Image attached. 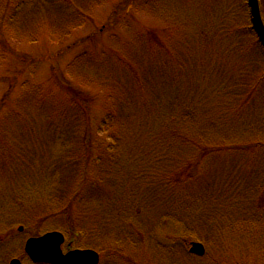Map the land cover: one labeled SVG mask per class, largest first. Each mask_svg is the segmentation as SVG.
<instances>
[{
	"label": "rangeland",
	"instance_id": "obj_1",
	"mask_svg": "<svg viewBox=\"0 0 264 264\" xmlns=\"http://www.w3.org/2000/svg\"><path fill=\"white\" fill-rule=\"evenodd\" d=\"M200 1L205 3V0H136L137 7L135 6L134 10L130 12L131 14L129 13V8L125 10L126 0L125 2L124 0H70V2H66V16H63L65 27L63 28L67 29L75 24L77 25L72 30H61L59 42L54 41L50 37L44 41V46L47 51L55 49L51 52L61 50L63 47L69 50H66L61 56L58 55L42 62L36 61L32 68L29 67L26 73L24 72L25 78L20 79V81H23L22 84L27 80L32 90L37 91L38 89L39 92L29 93V96L26 98L27 102L23 107H19L21 113L24 110L27 111V114L22 116L23 118L11 113V108H15L14 99L20 97L23 94L22 92H24V88L20 86L19 82L13 88L9 100H7L3 111L0 113V264H9L14 257L19 258L24 264H31L24 250L26 240L29 237L41 236L51 231L63 232L67 238L66 245L69 240H73L74 248L96 250L101 255L100 264H246L240 263V259L238 258L247 254L246 246L243 247L244 252H239L241 249L238 250L235 247L231 238H228L229 244L225 249L221 250L217 247H210L206 239L197 240V242L204 244L206 248V255L198 257L191 255L189 247L185 246L184 243L182 244L180 243L181 241L178 242L168 236L172 231L167 232V236L165 235L164 237H160V239L154 240V233L155 235L159 234V229L157 228V225L159 226L160 223L159 221L154 222L153 219H149L148 229L151 236L149 234H146L144 238L140 236V233L145 234V232L141 230L143 228L139 222L135 221V218L137 214L140 215L142 212L126 211L124 215L123 206L126 205L113 207L108 204L110 195H107V192L101 194L95 190L96 183L94 182L96 179L107 178L106 182L109 181L111 187L113 180L117 179L119 170L112 164L110 165L109 160H106V158L94 168V176L96 178L94 182L91 185L88 184L82 194L80 193L76 198L78 209L74 213L72 226L66 222L65 215L56 214L53 217L48 216L44 220L41 219V217H44L48 213L57 212L54 209L55 207L58 208L59 205L64 207L70 201L72 195L68 180L72 176L69 175L76 173L75 170H79L81 174L82 170L81 164L74 159H70L72 156L73 138L75 137L73 133L76 128L72 125L61 131L62 128L59 127L70 124L72 121L77 122L76 116L71 117L72 121L65 117L56 118L57 106L54 105L53 107L45 102L49 100L56 101L54 96L57 97L58 101L64 100V98H60V96H63V93L59 90L58 86L52 85L54 83V79L50 78L52 68L57 73L62 69L64 77H67L73 85L96 94L98 98L94 100L92 111L104 117L101 107L103 109L106 106V101L104 100L105 94L102 97L101 83H103L104 78L109 79V84L113 77L118 78L125 65L119 63V60L114 58L116 53L123 52L130 54L134 58L129 59L133 65H140L149 69L155 76L154 79L151 74L148 75L147 81L149 87L153 86L154 83L156 85L157 83L159 84L162 79L161 75L164 72V74L178 75L180 68L173 63L168 64V62L166 65L169 67L166 68L165 63H162L164 62V58L161 51L155 47L154 42L149 44L147 38L144 37L149 29L161 31L167 28L168 25L172 30V34L184 40L188 45L187 48L185 46L181 48L185 51L181 52L185 57V63L181 71L189 69L193 75L191 77L183 75L181 78L179 77L178 81L172 83V85L177 84V87L181 86L182 102H186L187 97L191 94L188 91H191L194 93V100L198 102L197 107H201L200 110L203 108L208 110V112L218 111L212 114L217 119L228 116L222 114V110L233 105H230V103L226 104V99L220 103H213V98L209 96L214 93L213 87L216 88L219 85L218 88L222 90V83H218L219 76L213 72H221L225 68V56L218 54L216 58H213V52L207 51L206 53L204 51L205 54L201 55L203 63L197 65V72L195 65H192L198 58L195 53H200L204 50V35L199 33V36L196 31V26L199 28L203 24L200 19L202 15L200 17L197 9ZM42 4L43 7L45 4L49 8L46 9L44 7L46 10H49L48 16L51 21H45L44 28H48L50 26L49 23L56 25L64 24V20H61L62 15L58 14V9L64 5V0H43ZM226 6L231 7L229 8V12H232L242 25L248 27L251 24L246 0H210L209 4L202 6L204 8V19L206 21L211 20L210 16H213L215 13V26L217 28L218 21L220 23V20L228 13ZM223 10L225 11L223 12ZM261 10L264 15V0H261ZM80 11L85 13V18L81 15ZM37 12L39 15V10L35 11L33 9V16ZM72 12V16H67L71 15ZM206 15L208 18H206ZM195 17L196 19H194ZM117 19L119 21L111 29L105 26L108 22H116ZM16 21L27 22L29 29H33L37 25L36 20L30 21L27 19L26 9L19 15ZM226 23L227 19L224 24ZM15 26L16 24L11 29L15 30ZM225 26L220 25L219 31ZM103 27L105 32L102 31L97 36L100 39L95 40L89 37L96 30L100 32V28ZM176 28L179 29L177 32L175 31ZM212 30L213 32L207 30L210 31L209 42H213V39L215 41L218 38H228L229 36V33H226L225 29L223 31L224 36L219 31L218 33L215 32L219 34L216 36L214 33L216 29ZM247 31L250 40L254 42L253 34L248 28ZM8 33L10 43H14L19 49L27 53L30 58L36 57L34 55L38 56L37 52L42 47V44L36 46L27 45V36L21 34L11 37V31ZM224 42L226 43L227 41ZM194 43L197 48L192 46ZM96 45L97 47L95 48ZM190 49L193 55L190 53ZM211 49L215 51L216 47H211ZM246 49L250 51V54L244 55L246 57V61L243 62L244 64L239 62L242 64L240 66L235 61H228L227 69L229 75L227 76V84L224 86V90L229 88L227 91L232 93L236 91V82L234 81L238 79L237 74L242 76V73H244L246 80H253V83H256L259 77L262 76L264 72L263 50L257 45H253L251 41L248 42ZM91 53H93V57L96 54H105L102 59L93 58L90 59L89 63H86L85 58L87 55L90 56ZM10 57L8 58L3 53L0 55V100L4 98L5 93L10 88L9 82L4 81L2 78L15 76L22 65V61L19 58ZM77 57H83V59L72 69L78 72L77 75L80 72L91 74L92 78H88L91 81H96L95 84L87 83L85 77H78L76 73L73 76L68 75V66ZM126 57L128 58V56ZM92 62L94 66L89 68L88 64ZM211 63L212 66L210 65ZM203 72L209 73L207 81L201 80ZM32 73L36 74L35 77H32ZM221 78L223 79V77ZM228 78H232L231 82ZM57 79H59V74L57 75ZM260 84L264 87V79ZM55 86L56 88H54ZM199 86H204V89H199ZM159 89L157 92L161 94L164 88ZM200 91H203V94ZM152 92L154 94V88H152ZM242 93L241 90L234 93L236 94V102L240 100ZM153 94H151V97ZM118 95L121 97L120 94ZM257 95L264 100L263 91H258ZM205 99H208V101L203 103ZM259 119L264 120V112H262ZM259 119L256 115H252L247 122L250 124L252 121L261 122ZM57 121L59 125H55ZM221 121L224 123L228 122V120ZM31 129L34 131L29 133ZM151 129H153V125H151ZM252 129L256 130L258 134H264V130L259 125H257L256 129V124H254ZM102 136L103 133L101 132H97L94 135L98 139ZM107 137L103 139L106 143ZM65 138H68L69 141L65 145V148H63L62 145ZM59 139L61 142H59ZM67 155H70V157L65 158ZM228 162L222 163L221 158L207 160L206 179L202 176L200 180L203 181L205 190L209 186L212 187L213 192L210 194V197L208 196L210 198L208 200L209 206H212L214 211L219 213L221 217L227 219V222L225 221L226 223L222 226L223 229H227L231 225L230 223L234 222V220L229 221V219H246L252 211H255L256 205L254 194L249 196L245 194L239 197L241 196L240 186L243 185V181L239 182L236 185L237 187L233 184L230 185L232 188L225 186V180L222 178L220 172H224V174L228 172L231 173L230 175L237 173L236 178L240 176V171L242 174L241 164L237 159H232ZM228 168L229 171H227ZM222 169L226 170L222 171ZM114 187H117L115 182ZM235 191L237 195L233 194ZM150 202L155 205L158 201L152 200ZM239 205L240 209H237ZM148 208L147 205L144 215L147 214ZM225 210H230L229 214H226ZM94 221L96 222L93 223ZM20 226L24 227L23 232H19L18 228ZM169 229H173V227ZM80 230H83V234H80L76 238L75 233H79ZM124 234H128L130 239L123 240L121 236ZM261 239L264 240V237H261ZM156 246L160 247V249ZM257 246L258 244L253 246V249L255 250ZM62 248L66 251L65 245ZM242 259L246 260L245 258Z\"/></svg>",
	"mask_w": 264,
	"mask_h": 264
},
{
	"label": "trees",
	"instance_id": "obj_2",
	"mask_svg": "<svg viewBox=\"0 0 264 264\" xmlns=\"http://www.w3.org/2000/svg\"><path fill=\"white\" fill-rule=\"evenodd\" d=\"M66 2H70V0H64V5L58 9V14L62 15V21L64 20L63 16H66ZM42 3L43 0H0V55L3 53L8 58L12 56L22 61L21 68L15 76L2 78L4 81L9 82L10 88L5 93L4 98L0 100V113L3 111L7 100H9L13 88L19 82L20 86L24 88V92H22L23 94L20 97L14 99L15 108H11V113L23 118L22 116L27 114V111L24 110L21 113L19 107H23L27 102L26 98L29 93L39 92V90H32L27 80L22 84L23 81H20V79L25 78L26 71L29 67L32 68L36 61H46L49 58L61 56L66 50H69L65 47L53 52L51 51L55 50L54 48L48 51L45 50L44 41L51 37L54 41L59 42L60 31L72 30L77 24L64 29V20L63 25L49 23L50 26L44 28V22L51 21L48 16L49 10H46L49 8L44 4L45 9ZM209 3L210 0H205V3L200 1L198 4L200 7H197L200 17L202 15L200 19L203 24L199 28L196 26V31L198 34L204 35V50L200 53H195L198 58L192 65H195L197 72V65L203 63L201 55L205 54L204 51L206 53L207 51L213 52V58H216L218 54L225 56V68L221 72H213L219 76L218 83H222V90L218 88L219 85L216 88L213 87L215 94L212 93L209 96L213 98V103H220L226 99V104L230 103V105H233L222 110V114L228 116L217 119L212 114L218 111L208 112V110L203 108L200 110L201 107H197L198 102L194 100V93L188 90L191 94L187 97L186 102H182L181 86L177 87V84L172 85V83L178 81L179 77L181 78L183 75H188V77L193 75L189 69L181 71L185 63V57L181 54V52L185 51L181 48L183 46L187 48L188 45L184 40L172 34V30L168 25L167 28L161 31L149 29L144 37L147 38L149 44L154 42L155 47L161 51L164 58L162 63H165L166 68L169 67L166 65L167 62L168 64L173 63L180 68L178 75L164 74V72L161 75L160 83H157V85L154 83L153 86L149 87L148 75L151 74L155 79L149 69L140 65H133L129 59L134 58L130 54L116 53L115 57L114 55L113 57L119 60V63L125 65L118 78L113 77L115 76L113 75L110 84L108 78H104L103 83H101L102 97L105 94L104 100L106 101V106L103 109L101 107L104 117L92 111L94 100L98 98L96 94L73 85L67 77H64L62 69L57 73L52 68L50 74V78L54 79L52 85L58 86L63 93L60 98H64V100L58 101L57 97L54 96L56 101L49 100L45 102L50 104V106H57L56 118L65 117L71 120V117L76 116L77 122L71 120L70 124L59 127L62 128L61 131L72 125L76 128L73 133L75 137L72 143V156L67 155L65 158L70 157V159L76 160L81 164L82 170L81 174L79 170H75L76 173L68 174L72 176L68 180L72 195L70 201L64 207L62 205H59L58 208L55 207L54 209L57 212L48 213L41 219L44 220L46 217H53L56 214L65 215L66 222L72 226L74 213L78 209L76 198L80 193L82 194L88 184L91 185L94 182L96 179L94 168L106 158V160H109L110 165L112 164L119 170L117 179L113 180L112 187L109 185V181L106 182L107 178L96 179L94 182L96 183L95 190L101 194L107 192V195H110L108 204L113 207L126 205L123 206V213L126 211L142 212L140 215L137 214L135 218V221L142 226L143 229L141 230L145 232V234L140 233V236H143V238L146 234L151 236L148 229L149 219H153L154 222H160L159 226L157 225L159 234L155 235L154 233V240L167 236V232L172 231L168 236L178 242L181 241L180 243H184L187 247H190L193 241L206 239L210 247H217L221 250L225 249L229 244L228 238H231L235 247L238 250L241 249L239 252H244V246L247 248V254L238 257L240 263L264 264V240L261 239V237H264V134H258L256 130L252 129L253 125L256 124V129L257 125H259L264 130V120L259 119L262 112H264V100L257 95L260 90L264 92V87L260 84L264 79V72L256 83H253V80L247 81L244 73H242V76L237 74L238 79L234 78V82H236L235 92L239 90L243 92L237 102L235 101V92L227 91L229 88L223 89L227 84L226 80L229 75L227 69L228 61H235L240 66L244 64L243 62L246 61L244 55L250 54V51L246 49L249 41L253 45H257L263 52L264 46L253 30L252 24L248 27L242 25L238 18L236 19L235 15L229 12L231 7L226 6L228 13L226 12L225 16L223 14L224 17L222 16L223 19L220 20V23L218 21V29L215 26L214 11V15L210 16L211 20L206 21L203 17L204 8L202 6ZM125 5V10L129 8V13L134 10L135 6L137 7L136 0H126ZM32 8L35 11L38 9L40 12L39 15L38 12L34 14L36 18L33 16ZM25 9L27 19L37 21V25L33 29H29L25 21H16ZM51 11L57 13L53 10ZM80 13L84 18L86 17L84 12L80 11ZM72 15L73 12L67 16ZM206 18H208L207 15ZM226 19L227 23L224 24ZM118 21L119 19L114 23L108 22L105 26L111 29ZM228 23L229 25H227ZM14 24L17 26H15V30L11 29ZM220 25L226 26L219 31ZM104 27L100 28V32H97L98 30L94 31L89 37L95 40L100 39L97 36L105 30ZM247 28L253 34L254 42L250 40ZM212 29H216L214 33L222 32L223 36L225 29L229 36L228 38H218L215 41L213 39V42H209V34L210 31L213 32ZM178 30V28L175 29L176 32ZM10 31L11 37L21 34L27 36V45L36 46L42 44V47L38 49V56L34 55L36 57L30 58L27 53L19 49L14 43H10L8 33ZM224 41L227 42L225 43ZM192 46L197 48L195 43ZM214 46L216 50L212 51L211 47ZM190 53L193 55L191 49ZM104 54H96L93 57V53H91L90 56H86L85 61L89 63L90 59L93 58L102 59ZM81 59L83 57H77L69 64L68 75L73 76L74 73L77 75L78 72H75L72 68H75ZM239 62H242V64ZM206 64L208 63L206 62ZM88 65L89 68L94 66L93 62ZM210 65L212 66V63ZM58 74L59 79H57ZM35 75V73H32V77H35ZM201 75L203 76L201 80H208V72L207 74L203 72ZM77 76L85 77L87 83H96V81H91L88 78H92L89 73L80 72ZM231 79L228 78L230 82ZM152 88H154V94ZM159 88H164L161 94L157 92L160 90ZM199 89L203 90L204 86H199ZM40 94L41 91L38 94L39 97ZM151 94L154 96L152 95L151 97ZM201 94H203V91ZM205 101H208V99H205L203 103H206ZM252 115H256L261 122L252 121L251 124L248 123L247 120ZM221 120H228V122L224 123ZM56 124L59 125L58 121ZM151 125H153V129H151ZM31 131L34 130H29V133ZM97 132L103 133V136L99 139L94 137ZM105 137H107V143L103 140ZM60 139L62 140V138ZM60 139L59 142H61ZM68 141V138L64 139L63 148H65ZM218 158H221L222 163L232 159H237L240 162L242 174L240 171V176L237 178V173L230 175L231 173L227 172L229 168L226 171L227 174H224V172H220V174L225 180L224 184L227 188H232L230 187L231 184L236 186L243 181V185L240 186L241 196L239 197L245 194L248 196L254 194L256 202L255 211H252L246 219H229V221L234 220V222L230 223L231 225L227 229L222 227L227 222V219L221 217L219 213L214 211L212 206H209L208 200H210V194L213 192L212 187L209 186L205 190L203 181H200L202 176L206 179L207 160ZM228 163L231 164L230 162ZM114 182L117 187H114ZM233 194L237 195V192L235 191ZM152 200H157V204L153 205L150 202ZM240 201L243 202L242 200ZM147 205L149 208L147 214L144 215ZM237 209H240V205ZM229 212L230 210H225L226 214H229ZM172 227L173 229H169ZM69 231L71 232L70 229ZM82 231L75 233V237L78 238L80 234H83ZM121 237L123 240L130 239L128 234H124ZM256 244L258 246L254 250L253 246ZM156 247L160 249V247Z\"/></svg>",
	"mask_w": 264,
	"mask_h": 264
},
{
	"label": "water",
	"instance_id": "obj_3",
	"mask_svg": "<svg viewBox=\"0 0 264 264\" xmlns=\"http://www.w3.org/2000/svg\"><path fill=\"white\" fill-rule=\"evenodd\" d=\"M248 6L252 18V24L264 44V21L262 19L259 0H248ZM23 227L20 228L22 230ZM64 242V235L54 231L44 234L41 237L29 238L25 250L33 261L48 262L52 264H98L99 254L91 249H76L63 254L61 244ZM190 252L203 256L206 252L201 242H193ZM10 264H22L19 259H13Z\"/></svg>",
	"mask_w": 264,
	"mask_h": 264
}]
</instances>
